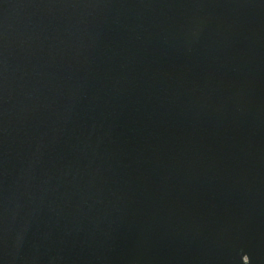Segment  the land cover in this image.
<instances>
[{
    "label": "water",
    "instance_id": "water-1",
    "mask_svg": "<svg viewBox=\"0 0 264 264\" xmlns=\"http://www.w3.org/2000/svg\"><path fill=\"white\" fill-rule=\"evenodd\" d=\"M0 264H264V0H0Z\"/></svg>",
    "mask_w": 264,
    "mask_h": 264
}]
</instances>
